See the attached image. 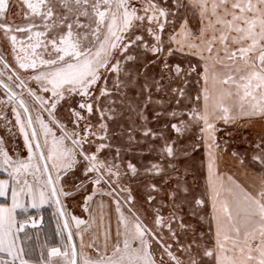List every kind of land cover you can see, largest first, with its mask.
Segmentation results:
<instances>
[{"label":"snow or ice","instance_id":"6c2138e0","mask_svg":"<svg viewBox=\"0 0 264 264\" xmlns=\"http://www.w3.org/2000/svg\"><path fill=\"white\" fill-rule=\"evenodd\" d=\"M190 2L199 5L201 18L209 16L208 27L213 29L208 40H204L203 29L196 37L203 46L189 42L187 21L178 33L181 39L171 34L164 39L165 25L173 15L167 0H163L164 6L161 0H15V5L13 0H0V35L10 45L15 62L13 67L0 56V66L10 71L7 81L12 82L0 79L7 97L2 103L11 108L14 123L6 120L2 110L0 120H6L8 132L18 127L27 151L26 157L18 151L10 154L0 137V173L6 174L0 179V197L11 199L10 207L0 205V253L9 258L0 259V264H33L29 258L33 249L25 243L30 237L22 239L20 233L28 223L35 228L36 221L19 222L16 211L27 212L29 203L38 208L49 201L55 203L63 218L58 231L64 250L52 247L48 259L41 252L36 264H52L51 257L61 258L63 264H165V256L169 264H264V179L253 191L240 185H236L238 191L228 188L227 196L221 199L214 162L209 163L216 225L215 245L211 247L201 243L203 233L197 234L183 217L177 221L175 213L167 225L163 224L164 217L156 206L153 226L146 224L126 184L141 173L134 162L136 157L155 154L156 161L142 166L151 174L150 179L159 178L149 187L152 192L163 191L174 201L176 189L169 192L163 185L173 179L174 173L181 172L179 162L196 149L195 143L188 146L184 142L194 126L199 128L211 159L214 149L227 151L226 144L216 143L215 121L230 124L245 116L264 118V0ZM181 6V0H175L176 9ZM12 7L24 23L9 21ZM215 25L226 29L219 37ZM230 35L235 48L229 46ZM217 42L222 47L213 57ZM173 43L181 52L185 47L197 50L204 61V84L194 98L186 95L184 85L196 68L185 69L178 62H170ZM208 60H212L211 74ZM216 65L225 71L217 72ZM21 70L28 76L20 75ZM3 75L0 72V77ZM209 79L211 89L207 87ZM218 84L228 87L217 91ZM133 89L134 95L129 96ZM157 93H163V97L174 94L175 99L168 103L178 106L182 100H202L203 108L197 104L187 113L169 110L164 106L165 99H154ZM225 98H234L237 114L225 106ZM117 103L135 112L140 120L138 126L130 127L122 143H114L109 135L108 122L123 111H118ZM61 104L67 109V122L56 115ZM161 118L165 120L159 130L149 126ZM164 129L174 135H165ZM135 132L140 133L139 138ZM252 147L250 160L264 172V134ZM232 155L239 156L235 151ZM176 185H180L178 176ZM76 191H83L85 210L96 196L112 197L117 216L114 241L111 225H104L101 215L103 242L98 243L99 236L93 234L85 245L83 234L77 233V245L70 221L75 222L76 229L85 221L67 215L61 202V197H70ZM155 199V195H149L147 202L151 205ZM204 203L203 199L195 201L196 205ZM191 215L196 217L197 213L193 210ZM173 222L186 238L191 236L186 243H181ZM164 227L170 240L163 235ZM174 244L182 255L172 250ZM86 247L91 252L85 251Z\"/></svg>","mask_w":264,"mask_h":264},{"label":"flooded vegetation","instance_id":"af4514ba","mask_svg":"<svg viewBox=\"0 0 264 264\" xmlns=\"http://www.w3.org/2000/svg\"><path fill=\"white\" fill-rule=\"evenodd\" d=\"M182 6L179 9H176L175 7V0H167V4L170 7L171 12L173 13L172 16L169 18V23L165 25V33H164V39L167 40L169 37V34L172 36H175L177 40L181 39L180 35L178 33L181 30V27L184 26V22L187 21V25L185 30L188 31L190 35L189 42L190 43H201L202 41L199 39H196V36L193 28L190 25V19L193 17H190V14L188 15V11L191 9L196 11V14H200L201 9L198 4H193L190 2V0H181ZM231 3V0H230ZM13 4L15 5V0H13ZM161 6H164L163 0H161ZM211 6V3H209V7ZM10 15L8 17L10 22H15L17 24H22L24 21L21 19L20 15H16V8L12 7L10 8ZM190 13V12H189ZM198 14V15H199ZM222 14V12H221ZM193 16V14L191 15ZM201 17V15H199ZM213 21H215V17H211ZM226 19L230 20L231 17L228 16ZM194 20V19H193ZM208 20L209 16L205 15L203 17L202 23H203V30H204V40H208L213 35V29L208 27ZM201 22V21H200ZM226 31V29L223 28L222 25H215V35L219 37L222 32ZM231 35H235V33H232ZM231 35L229 37V46L232 48H235V45L231 44ZM171 47L175 50L174 55L172 57H169L170 62L173 63H180V64H186L187 69L189 66L195 67L196 72L192 73L191 76L188 77V82L184 85V90L186 95L189 98H194L197 94L201 93L202 86L204 84L202 75H203V69H204V61H201L199 58V52L195 49H189L185 47L184 51H179V45L173 43ZM221 44L217 42L214 45V52L213 57H215V50L221 49ZM221 58H223V52H220ZM0 56H3L10 64L15 67V62L12 57L11 48L8 44L7 40L0 35ZM204 56L207 58L208 53L205 50ZM208 65L210 69H212V60H208ZM216 71L217 72H223L225 71L220 65H216ZM0 72H3V77H0V79H4L6 83L11 84V81H7V76L10 74V71L8 69L3 68L0 66ZM20 75L27 77L28 73H24L22 70L19 72ZM35 87V85H32ZM109 86L111 87V81L109 82ZM222 86V85H221ZM210 89L213 87L211 79H209V83L207 85ZM223 88H227L228 86H222ZM16 91H19V89H16ZM5 90L3 88H0V110L4 114H6V120H11L14 123V115L11 112V108L2 102L7 99V97L4 94ZM135 90H131L129 92V96L134 95ZM160 94L158 96L161 97L163 93H157ZM156 94V95H157ZM171 98L169 100H174L175 96L174 94H170ZM143 97L140 98L142 101ZM225 106H228L232 109V114L238 113V106H234V98L228 99L225 98L223 101ZM170 104H173V108L171 109H177V110H183L184 112H189L190 108H194L199 104L201 108H203V102L202 100L199 102H196L194 100H182L181 104L178 106L175 103H168L165 104V108L169 109ZM118 111L123 109L122 113L116 117L115 120L109 121V135L112 136L114 143H122L126 137L127 132L133 125L138 126L140 124V120L136 117L135 112H128L126 108H124L123 105H120L117 103L116 105ZM149 108H151V105H149ZM169 109V110H171ZM147 114V113H146ZM45 119H47V114L45 113ZM56 115L65 120L67 122V109L63 106V104L58 105L56 110ZM151 119V117H150ZM170 119V117L168 118ZM264 119L261 117H252L251 119L247 118L246 116L244 118L238 119L235 123H239L244 120H260ZM6 120H0L2 122V127L6 130ZM165 118H161L160 120L154 121L149 126L152 127L154 130H159L163 123ZM216 127L218 131L215 133L216 137V143L225 145L227 143H224L221 138V133L225 132L232 126H234L235 123L225 124L222 120L221 121H215ZM8 127H11V125H8ZM18 131V127H11V132ZM165 135H174V133H170L169 130L164 129ZM134 135L139 138L140 133L135 132ZM200 130L198 127H193L187 134V139L184 141L188 146H191L193 143L197 145L196 149L192 151L186 158H182V160L179 162V167L183 163H186L185 161L191 159L193 161H199V166L202 169V172L200 175L195 172L193 169L187 171V172H178L173 174V179L167 184L163 185L164 188H167L169 192L176 189V198L175 200H170L167 195L163 194V191L160 193L152 192L149 185L153 182H159V178L156 177L155 179H150L151 174L145 173L143 171L144 165L138 164V167H141V173L138 178H135L131 181H126V184L131 187L132 189V195L135 197V207L139 211L142 219L146 224L149 226H153V219L155 215V210L153 206H156L159 208V213L161 216L164 217L163 224L167 225L169 223V217H171L174 213L176 214L177 221L180 218V213H178L180 210H182L183 214V220L185 223L192 224L197 234L203 233V238L201 243H207L210 247L215 245V239H214V233L216 231V225L215 221L213 219V208H212V188L211 184L209 182V163L214 162V168L213 170L217 173L215 179H216V188L220 190L221 192V199H224L227 196L226 189V179H225V172L227 171V167L224 165H228L227 161L223 164V155L230 152L232 154V151L229 150L227 147V151H221L220 149H214L212 158L210 159L209 156V149L207 145H205L204 141L200 139ZM159 142V141H158ZM210 142V141H209ZM160 143V142H159ZM158 143V144H159ZM250 143H248L249 145ZM254 144V143H252ZM242 150H249L247 147H245ZM241 150V151H242ZM253 150V148H252ZM235 151L240 156L243 157L242 152ZM234 157V155H232ZM248 155H245V157ZM241 157V158H242ZM154 161L158 159L157 156L154 155ZM240 158V159H241ZM239 159V162L235 165L232 163L229 170H233L238 177H240V181L237 179H233V188H236V185H240L241 187L253 191L256 188L260 186V182L262 179H264V172L260 170L258 166H254L253 163H241V160ZM138 161V159H137ZM151 159L147 161L148 165L150 162H154ZM194 163V162H191ZM245 170V171H244ZM180 178V185L177 187L176 185V177ZM91 186V185H90ZM92 187V186H91ZM187 189V191H185ZM238 191V189H237ZM149 195H155L156 199L151 202V205L147 202V197ZM203 199L205 203L203 205H196L195 201ZM178 205V207H176ZM195 211L197 213L196 217L191 215L192 211ZM202 217V219H201ZM172 227L174 230L177 231V235L180 237L181 243H186L187 239H190L191 236L189 235L187 238L181 233V231L177 227V222L172 223ZM163 235L166 239L170 240V236L167 230V227L163 228ZM154 249H158V246L153 244ZM174 252L177 253V255H182L178 252L176 245H173ZM85 251L91 252V249L85 248ZM95 255V253H92ZM157 255H159V252H157ZM237 258H239V253H236ZM165 262L169 264L168 257H164ZM206 260H211V258L205 257Z\"/></svg>","mask_w":264,"mask_h":264},{"label":"crops","instance_id":"0c3cea01","mask_svg":"<svg viewBox=\"0 0 264 264\" xmlns=\"http://www.w3.org/2000/svg\"><path fill=\"white\" fill-rule=\"evenodd\" d=\"M0 137L4 138V147L9 151L10 154L14 155L17 151L21 157L27 156L26 148L23 144L22 135L19 131L8 132L2 127V122L0 121ZM6 174L0 173V179H5ZM91 188L90 185L87 186ZM103 201V207H100V202ZM62 205L65 207V212L67 215H74L78 219H86L90 224V235L86 240L84 238L85 245L90 243V237L93 234L99 236L98 243L103 242V228L101 227V215H103V224L107 225L110 223L112 230V239H115V228L117 222V216L114 211V200L109 196H96L93 201L90 202L89 210H85L83 191H76L74 195L70 197H61ZM0 205L11 206L10 197H0ZM56 209V210H55ZM58 212L57 207L54 202L49 201L38 208H32L30 203L28 205L27 212L20 209L16 211V218L19 222L35 220L36 227H32L31 223L27 224L25 231L20 233V237L23 239L25 235L30 237L25 241L26 245L33 249L31 256L29 257L33 264L39 260L40 253L43 252L46 259H48V252L52 247H59L63 251V245L61 242V235L58 231ZM85 214V215H84ZM61 221V220H60ZM72 231L74 233V239L77 243V237L75 232L76 229L75 222L70 221ZM83 226H80V231L83 230ZM66 238V237H65ZM79 238V235H78ZM87 248V247H86ZM88 249V248H87ZM0 259H9L5 254L0 253ZM52 264H63L61 258L51 257Z\"/></svg>","mask_w":264,"mask_h":264},{"label":"rangeland","instance_id":"374dc122","mask_svg":"<svg viewBox=\"0 0 264 264\" xmlns=\"http://www.w3.org/2000/svg\"><path fill=\"white\" fill-rule=\"evenodd\" d=\"M190 12V13H189ZM197 12L194 10H190L188 11V15L190 14L191 18L190 21V25L193 28V31L195 33L196 36H199L201 33V30L203 29V23L202 20L203 18H201L198 14H196ZM193 14V16H191ZM194 19V20H193ZM201 21V22H200ZM181 66L185 69H187L186 64H181ZM173 108V104H170V108ZM67 121V120H66ZM253 126H256V128H253ZM69 127H71V125H69ZM264 134V119H260V120H244L241 121L239 123H235L234 126H232L231 128H229L228 130H226L225 132L221 133V138L223 140L224 143H227V147L232 150V152L234 151H238L240 152L242 149H244L245 147H247L249 150L245 151L242 150V155H251L253 154V150H252V143L254 142H259L260 139V135ZM248 143H250L248 145ZM139 151V150H138ZM154 155L155 154H144V155H138L136 157V160L134 162H137V164L140 165H146L148 160H152L154 161ZM156 156V155H155ZM232 154L230 152H228L227 154L223 155L222 159H223V164L225 161H227L228 165L224 164L228 169H230L231 166V158H232ZM235 158V157H234ZM138 159V161H137ZM233 159V158H232ZM230 173V172H229ZM233 183V182H231ZM235 191H237V189H234ZM124 195V194H121ZM56 210V209H55ZM178 213H180V217H182L181 214H183L182 210H180ZM85 215V214H84ZM58 225L60 228H62L63 222L61 217L58 214ZM86 219V217H85ZM85 223L82 225L84 228L82 231L79 232H75L76 237H77V241L79 242V238H78V234L77 233H82L84 238L87 240L89 238L90 235V224L88 223L87 220H85ZM61 220V221H60ZM87 229V230H86ZM86 230V231H85ZM64 237H66V232L64 233ZM66 241V238H65ZM230 246V245H229ZM238 253V252H237ZM61 264V263H58ZM165 264H167V262H165Z\"/></svg>","mask_w":264,"mask_h":264},{"label":"bare ground","instance_id":"6f19581e","mask_svg":"<svg viewBox=\"0 0 264 264\" xmlns=\"http://www.w3.org/2000/svg\"><path fill=\"white\" fill-rule=\"evenodd\" d=\"M198 45H201V46H203V42H201V43H197ZM173 87H175L176 86V84H173L172 85ZM222 88V86L221 85H216V89H217V91H219L220 89ZM158 95H160V94H157V95H155L154 96V99H156V98H162V99H165V104H168V101H169V98H171L170 96L171 95H169L168 97H163V95H161V97L160 96H158ZM253 128H256V126H253ZM154 143H159L158 141H155ZM230 150H232V149H230ZM252 155V154H251ZM251 155H248V156H234V157H232L231 158V164L233 163L234 165L236 164V163H238L239 162V159L241 158V159H244L245 160V163H251V160H250V158H251ZM240 159V160H241ZM186 163H182L181 165H180V168H181V171L182 172H187V171H189V170H191V169H193L195 172H197L199 175H200V173L202 172V169L200 168V166H199V161L197 160V161H193V160H191V159H189V160H187V161H185ZM191 162H194V163H191ZM186 170V171H185ZM227 171L225 172V179H226V186H227V188H233V184H234V182H233V179H236V177H237V179L240 181V177H242V176H239L238 177V174H237V176H236V174L235 173H233L234 171L233 170H229L228 168L226 169ZM245 171V170H244ZM213 172L215 173V177H216V175H217V173L213 170ZM230 172V173H229ZM231 182H233V183H231ZM211 188H212V185H211ZM234 190V189H233Z\"/></svg>","mask_w":264,"mask_h":264},{"label":"water","instance_id":"95a60500","mask_svg":"<svg viewBox=\"0 0 264 264\" xmlns=\"http://www.w3.org/2000/svg\"><path fill=\"white\" fill-rule=\"evenodd\" d=\"M62 219V222H63V218H61ZM75 240V239H74Z\"/></svg>","mask_w":264,"mask_h":264}]
</instances>
